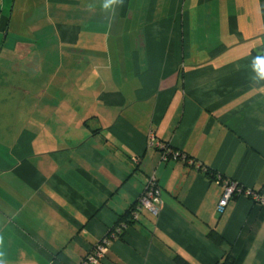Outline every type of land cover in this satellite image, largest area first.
I'll return each mask as SVG.
<instances>
[{"label": "crops", "instance_id": "0c3cea01", "mask_svg": "<svg viewBox=\"0 0 264 264\" xmlns=\"http://www.w3.org/2000/svg\"><path fill=\"white\" fill-rule=\"evenodd\" d=\"M105 2L0 0V260L264 264V0Z\"/></svg>", "mask_w": 264, "mask_h": 264}, {"label": "built area", "instance_id": "2783aa9c", "mask_svg": "<svg viewBox=\"0 0 264 264\" xmlns=\"http://www.w3.org/2000/svg\"><path fill=\"white\" fill-rule=\"evenodd\" d=\"M150 144L155 145L157 142L153 136H150ZM179 154L175 150H171L168 147L163 148L161 159L168 161L169 159H177ZM216 182L222 186V194L217 204V211L222 212L228 202L233 196L244 197L251 202L264 207V191H257L251 188L243 187L235 181L229 179L217 178ZM162 201L160 199L159 187L154 178H150L146 181L143 194L139 197L136 209L132 213L136 217L137 212L141 209H145L150 213L156 215L159 211V206ZM106 250L105 243H98L93 250L79 263V264H96L98 260L104 257Z\"/></svg>", "mask_w": 264, "mask_h": 264}, {"label": "trees", "instance_id": "16d2710c", "mask_svg": "<svg viewBox=\"0 0 264 264\" xmlns=\"http://www.w3.org/2000/svg\"><path fill=\"white\" fill-rule=\"evenodd\" d=\"M211 176L214 177V174H211ZM235 197H238V196H236V195L233 196V198H235ZM129 215H130V211H128L127 213H125L124 215H122L120 217L119 221H123L124 220V221H127V222H129V221L131 222V220L128 218ZM207 236L211 240H213V241H215L217 243L221 242L220 236L217 233L213 232V231L208 232ZM176 261H178L180 264H185L186 263V261H184L180 257L179 258H176ZM232 263H233V259L230 256H226V258L222 262V264H232Z\"/></svg>", "mask_w": 264, "mask_h": 264}, {"label": "clouds", "instance_id": "9594fccd", "mask_svg": "<svg viewBox=\"0 0 264 264\" xmlns=\"http://www.w3.org/2000/svg\"><path fill=\"white\" fill-rule=\"evenodd\" d=\"M116 3H119L120 5L123 4V0H106L105 4H104V7L105 8H108L110 7L112 4H116ZM2 255V254H0ZM0 264H3V261L0 260Z\"/></svg>", "mask_w": 264, "mask_h": 264}, {"label": "rangeland", "instance_id": "374dc122", "mask_svg": "<svg viewBox=\"0 0 264 264\" xmlns=\"http://www.w3.org/2000/svg\"><path fill=\"white\" fill-rule=\"evenodd\" d=\"M4 38H5V35H4V34H1V35H0V44H1V42L3 41Z\"/></svg>", "mask_w": 264, "mask_h": 264}]
</instances>
